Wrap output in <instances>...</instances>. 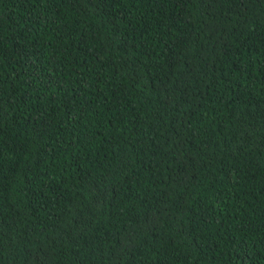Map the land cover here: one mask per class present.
Returning <instances> with one entry per match:
<instances>
[{"label": "trees", "instance_id": "trees-1", "mask_svg": "<svg viewBox=\"0 0 264 264\" xmlns=\"http://www.w3.org/2000/svg\"><path fill=\"white\" fill-rule=\"evenodd\" d=\"M0 264H264V0H0Z\"/></svg>", "mask_w": 264, "mask_h": 264}]
</instances>
